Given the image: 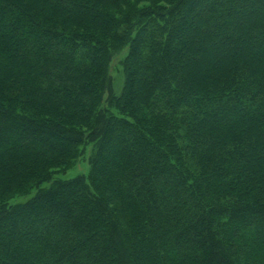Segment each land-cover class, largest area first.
Returning <instances> with one entry per match:
<instances>
[{"label": "trees", "instance_id": "16d2710c", "mask_svg": "<svg viewBox=\"0 0 264 264\" xmlns=\"http://www.w3.org/2000/svg\"><path fill=\"white\" fill-rule=\"evenodd\" d=\"M0 264H264V0H0Z\"/></svg>", "mask_w": 264, "mask_h": 264}, {"label": "rangeland", "instance_id": "374dc122", "mask_svg": "<svg viewBox=\"0 0 264 264\" xmlns=\"http://www.w3.org/2000/svg\"><path fill=\"white\" fill-rule=\"evenodd\" d=\"M124 56V52L120 53L119 55H116L114 59L111 62V67H110V75L112 78L113 86L115 91L118 93L119 92V86L122 81V75L120 73V66H119V61L122 59ZM88 163L85 160H79L77 163H75L72 167L67 169L64 174L60 175L61 179H69L73 178L78 175H83L87 174L88 172ZM25 198H19L16 201H23Z\"/></svg>", "mask_w": 264, "mask_h": 264}]
</instances>
